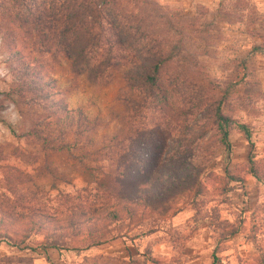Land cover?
I'll use <instances>...</instances> for the list:
<instances>
[{
	"label": "rangeland",
	"instance_id": "rangeland-1",
	"mask_svg": "<svg viewBox=\"0 0 264 264\" xmlns=\"http://www.w3.org/2000/svg\"><path fill=\"white\" fill-rule=\"evenodd\" d=\"M154 1L170 16L177 32L187 35L186 52L177 63L199 67L210 84H205L206 89L222 96L223 111L247 126L249 141L232 124L229 145L224 147L212 128L204 131L202 124L206 121L201 118V110H192L195 116L186 119L189 125L194 123L193 118L198 119L191 133L180 125L176 127L157 111L144 108L132 91L122 86L117 71L101 82L73 76L62 59L52 60L47 53L44 37L51 30L43 26L45 21L32 22L38 14L43 20L47 14L43 5L48 0H0V71L4 72L0 92H8L16 79H26L24 69L29 74L28 66L35 65L40 68L38 78H50L52 83L39 79L41 84L24 93L25 100L44 103L38 95L42 88L46 96L65 103L67 108L81 106L97 124L91 132L93 160L84 161L88 170L64 154L52 153L44 160L34 138L16 136L23 130V117L13 101L1 94L3 211L19 212L35 206L59 215L73 206L78 209L85 201L96 206L106 195L105 181L110 178L102 181L105 174H112L120 164L125 172L134 174L147 160L140 147L158 145L167 151L174 147L178 136H184L186 144L192 142V151L197 145L198 157H193L192 163L198 166L193 176L205 190L196 196L171 193L166 197L171 201L168 207L154 201L144 210L138 226L127 228L119 227L124 222L114 223V239L95 249L49 248L48 255H44L39 245L41 235H31L19 248L0 239V264H32L34 259H40L39 264H150L145 256L148 251L164 264H264V186L246 171L248 158L264 162V0ZM172 36L176 39L178 34ZM173 67L175 64L169 71ZM225 170L243 176V181L224 184V179L215 176L225 178ZM146 171L144 168L139 179L125 175L122 181L142 182ZM201 171L212 175H199ZM173 192L186 191L179 187ZM231 228L238 232L221 239V233ZM58 251L59 261L53 257Z\"/></svg>",
	"mask_w": 264,
	"mask_h": 264
},
{
	"label": "trees",
	"instance_id": "trees-1",
	"mask_svg": "<svg viewBox=\"0 0 264 264\" xmlns=\"http://www.w3.org/2000/svg\"><path fill=\"white\" fill-rule=\"evenodd\" d=\"M43 9L47 12L43 20L38 14L34 15L32 22L35 25L45 21L43 26L51 30V34L44 37L47 53L52 60L56 57L62 59L73 76L82 75L87 82H101L111 79L112 73L117 71L122 86L128 92L131 90L144 108L157 111L176 127L180 125L191 133L198 125V119L193 118L194 123L190 125L186 119L195 116L192 110H201V118L206 121L202 124L204 131L212 128L224 147L229 145L228 134L232 124H236L249 141L247 126L223 111L222 96L206 89L205 84L209 81L199 67L195 69L186 63H177L186 52L187 35L177 32L170 16L154 0H48ZM172 32L178 34L176 39ZM172 64L175 67L169 71ZM28 67L31 69L29 74L26 69L23 74L26 79L30 77L29 81L16 79L8 92H0V95L4 94L13 101L23 117V130L16 136L34 138L44 154V160L52 153L64 154L67 159L75 160L88 170L84 161L93 160L91 132L96 122L83 112L81 106L67 108L65 103L46 96L42 88H39L41 95H38L44 103L25 100L24 93L41 84V81L52 83L50 78H38L39 67ZM136 97L134 101L139 107L141 104ZM201 105L203 108L199 109ZM173 142L174 147L167 151L158 145L140 147L138 150L147 160L134 174L129 170L125 172L121 164L112 174H105L102 181L110 178L105 181L106 195L96 206L85 201L78 209L73 206L59 215L35 206H26L19 212L0 208V239L19 248L31 235L38 234L42 236L39 242L42 249L83 250L114 239V223L124 222L119 227L138 226L144 210L154 201L168 207L171 201L166 197L171 193L174 196H196L204 192L202 183L193 176L198 166L192 163L193 157H198L197 145L192 151V142L186 144L184 136L176 137ZM260 164L263 166L260 167ZM144 168L148 174L142 182L122 181L125 175H134L139 179L144 174ZM246 171L264 186V162L248 158ZM201 173L212 175L210 171H201L199 175ZM224 173L225 178L215 176L219 180L224 179V184L243 181L241 175H232L226 170ZM179 187L186 192H173ZM236 232L237 228H231L221 233L220 237L225 239ZM145 256L150 264H164L149 251Z\"/></svg>",
	"mask_w": 264,
	"mask_h": 264
},
{
	"label": "crops",
	"instance_id": "crops-1",
	"mask_svg": "<svg viewBox=\"0 0 264 264\" xmlns=\"http://www.w3.org/2000/svg\"><path fill=\"white\" fill-rule=\"evenodd\" d=\"M90 248H92V247H90ZM111 248H114V246H111ZM51 249V248H50ZM93 249H95V247H93ZM45 251H43V252H45L44 253V255H48V253H49V248H47V249H44ZM53 250H55V249H53ZM150 252V251H149ZM119 253V252H118ZM53 257H55V259L57 260V261H59V257H61L60 256V254H59V251L57 252V254L55 255V256H53ZM36 261H38V262H36ZM39 263H41V260L39 259V260H33V263L32 264H39Z\"/></svg>",
	"mask_w": 264,
	"mask_h": 264
},
{
	"label": "clouds",
	"instance_id": "clouds-1",
	"mask_svg": "<svg viewBox=\"0 0 264 264\" xmlns=\"http://www.w3.org/2000/svg\"><path fill=\"white\" fill-rule=\"evenodd\" d=\"M4 76V72L0 71V77Z\"/></svg>",
	"mask_w": 264,
	"mask_h": 264
}]
</instances>
